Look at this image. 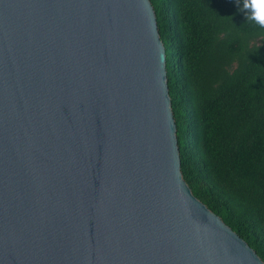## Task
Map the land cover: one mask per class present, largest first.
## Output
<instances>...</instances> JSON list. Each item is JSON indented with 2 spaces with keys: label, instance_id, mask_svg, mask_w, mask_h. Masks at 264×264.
Wrapping results in <instances>:
<instances>
[{
  "label": "water",
  "instance_id": "water-1",
  "mask_svg": "<svg viewBox=\"0 0 264 264\" xmlns=\"http://www.w3.org/2000/svg\"><path fill=\"white\" fill-rule=\"evenodd\" d=\"M151 0H0V264H264L182 174Z\"/></svg>",
  "mask_w": 264,
  "mask_h": 264
},
{
  "label": "trees",
  "instance_id": "trees-1",
  "mask_svg": "<svg viewBox=\"0 0 264 264\" xmlns=\"http://www.w3.org/2000/svg\"><path fill=\"white\" fill-rule=\"evenodd\" d=\"M151 2L182 174L264 260V33L236 0Z\"/></svg>",
  "mask_w": 264,
  "mask_h": 264
},
{
  "label": "clouds",
  "instance_id": "clouds-1",
  "mask_svg": "<svg viewBox=\"0 0 264 264\" xmlns=\"http://www.w3.org/2000/svg\"><path fill=\"white\" fill-rule=\"evenodd\" d=\"M236 3L245 14L246 21L258 32L264 33V0H236Z\"/></svg>",
  "mask_w": 264,
  "mask_h": 264
}]
</instances>
